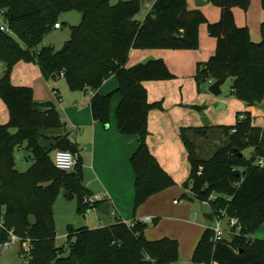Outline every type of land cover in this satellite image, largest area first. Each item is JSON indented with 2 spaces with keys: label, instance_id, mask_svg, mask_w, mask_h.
Here are the masks:
<instances>
[{
  "label": "trees",
  "instance_id": "16d2710c",
  "mask_svg": "<svg viewBox=\"0 0 264 264\" xmlns=\"http://www.w3.org/2000/svg\"><path fill=\"white\" fill-rule=\"evenodd\" d=\"M220 8L217 22H208L199 9H188L186 0H154L142 20L135 18L140 0H0V11L9 32L0 28V99L8 110V121L0 124V244L11 234L28 243L27 264H174L179 259L178 241L168 237L148 240L146 224L135 220L89 228L68 227L64 247L55 244L53 204L61 189L74 198L78 213L99 207L103 201L88 202L90 190L84 183L79 158L72 171L54 165L56 150L78 152L77 144L65 131V122L51 101L33 99L32 89L11 83L10 74L18 61L35 63L46 80L60 73L72 91L89 88L91 115L102 124L109 122V105L114 93L121 100L116 108L117 130L137 136L138 145L130 157L133 169V210L148 197L175 184L147 145V121L151 109L161 101L149 102L142 85L146 80L174 77L165 62L152 58L126 66L129 50L196 49L199 26L216 39L213 55L197 65V85L205 80L232 77L233 95L256 105L264 99V22L261 40L253 42L247 27L235 24L232 8L246 10L250 0H207ZM264 10V0H260ZM81 13L71 25V38L63 50L37 48L43 35L69 10ZM61 25V24H60ZM115 75L118 86L107 94L97 92L103 81ZM240 114L244 115L240 119ZM250 112H238L233 124L220 126L227 142L208 159L197 158L195 144L185 131L205 133L206 128L182 127L180 137L190 162L183 186L199 201H209L213 216L219 209L235 216L238 235L213 240L206 228L193 251L191 261L204 264H264V239L251 235L264 224V166L254 161L264 157V125L251 124ZM25 144L31 164L24 171L15 167L14 151ZM251 147L247 158L243 150ZM240 153H242L240 155Z\"/></svg>",
  "mask_w": 264,
  "mask_h": 264
},
{
  "label": "crops",
  "instance_id": "0c3cea01",
  "mask_svg": "<svg viewBox=\"0 0 264 264\" xmlns=\"http://www.w3.org/2000/svg\"><path fill=\"white\" fill-rule=\"evenodd\" d=\"M153 1L147 4L138 20L145 17ZM186 3L188 9L201 10L208 22L219 20L220 8L208 1L201 6H197L195 0H186ZM232 12L235 24L238 27H247L250 39L259 42L260 24L264 22V10L260 0H250L246 10L233 7ZM215 48L216 39L208 34L207 25L203 23L199 26V46L196 49L132 48L129 50L126 66L143 62L149 57L160 58L174 75L172 81L146 80L142 85L147 91L149 102H162L161 109L154 108L148 113L147 145L175 184L148 197L135 211L133 210L135 175L130 157L138 145V140L136 135L122 134L117 130L116 108L121 100L120 94H113L109 105V122L102 124L94 120L91 115L90 98L93 93L89 88H86L85 93L83 90L72 91L61 75L55 78L54 82H50L42 76L38 66L31 62L21 60L13 66L10 74L13 85L30 87L35 101L54 103L65 122L66 133L79 148L78 154L85 185L92 196L100 195L104 202H110V211L107 215L102 214L97 207L89 209L90 213L87 215L89 220L85 221L88 226H84L95 228L118 220L130 224L135 220L142 222L144 218L149 217L150 219L144 222L147 225L144 230L146 239L158 240L168 237L178 241L179 259L174 264H204L194 263L191 258L203 231L213 227L214 216L213 225H210V220L204 215L212 213L211 209L201 216L198 199L191 194L189 188L183 186L185 171L190 165L183 164V157L178 161L172 145L177 139L182 141L181 137L180 139L177 137L178 128L198 127L196 124L199 116L193 110L189 112L186 107L183 109L182 107L195 102L194 74L197 65L206 62L215 52ZM117 86V77L111 75L103 81L97 92L107 94ZM260 103L264 104V99ZM247 106V111L252 112L255 105L247 104ZM8 118L7 107L0 99V124L6 123ZM188 122H193L194 125H190L191 123L187 126L182 125ZM185 150L184 157L188 158L187 149ZM177 197H180V200L177 201ZM70 224L68 227L75 226L73 223Z\"/></svg>",
  "mask_w": 264,
  "mask_h": 264
},
{
  "label": "rangeland",
  "instance_id": "374dc122",
  "mask_svg": "<svg viewBox=\"0 0 264 264\" xmlns=\"http://www.w3.org/2000/svg\"><path fill=\"white\" fill-rule=\"evenodd\" d=\"M116 0H111L114 3ZM151 0H140L141 8L140 11L135 15V18L141 16L147 4ZM81 13L77 10H69L63 12L58 19L61 24L60 28L52 27L50 31L46 32L41 42L38 44L37 48L40 49L42 46H51L55 50H60L63 45L71 38V25H77L81 20ZM139 19V18H138ZM32 63V62H31ZM36 65L35 63H33ZM37 66V65H36ZM4 62L0 61V76L3 74ZM171 81L173 79H170ZM169 81V80H168ZM170 81V82H171ZM50 82H54V79H50ZM195 82V81H194ZM213 82V81H212ZM210 80H205L197 88L195 82V99L193 104L187 106L183 105L182 109L190 112V110L199 116L197 121V126H203V119L206 118L209 121V125L206 126L205 133H196L192 129L185 131L186 136L195 144L196 156L201 159H208L216 148L224 145L227 142V137L223 133L220 126L233 124L236 120V115L238 112H247L248 106L244 101L236 98L232 93V83L233 78L227 77L225 82L220 86L221 93L219 95H214L209 91V86L212 83ZM170 95V92H168ZM162 103V102H161ZM222 104V105H220ZM6 106V105H5ZM264 104L258 103L254 106L252 112H250L251 124L256 127H263L264 125ZM191 117L193 113L191 112ZM183 116V115H182ZM191 123V124H190ZM193 122H188V124H182L183 126L194 125ZM180 128L177 129V137L180 139ZM156 131H153L155 133ZM177 143V144H176ZM173 148L177 153L178 161L182 159L183 164L187 166L190 165L188 158L184 157L186 154V148L182 141H173ZM251 147L243 150L245 157H249L251 153ZM31 154L25 148V144L17 147L14 151L15 167L19 171L26 170L31 164ZM176 157V156H175ZM177 160V158H176ZM190 172V166L188 170L185 171V180ZM84 183H86L84 181ZM65 190L61 189L59 195L57 196L53 204V214L54 223L56 229V239L55 244L57 247H64L66 243V233L68 230V225L73 223L75 228L82 227L84 225L88 226L86 219L90 212L78 213L76 210V201L74 198H67L64 195ZM217 195H213V198ZM180 197H177V201ZM199 207H201V216L203 213L210 211V202H203L197 200ZM89 220V218L87 219ZM225 221V220H224ZM210 225H213L212 221H209ZM80 225V226H79ZM78 226V227H76ZM92 227V226H91ZM252 238H262L264 239V224L261 225L252 235ZM28 245L24 242L21 243L19 239L13 242L9 247L0 252V264H23L24 254L26 253Z\"/></svg>",
  "mask_w": 264,
  "mask_h": 264
},
{
  "label": "built area",
  "instance_id": "2783aa9c",
  "mask_svg": "<svg viewBox=\"0 0 264 264\" xmlns=\"http://www.w3.org/2000/svg\"><path fill=\"white\" fill-rule=\"evenodd\" d=\"M59 27H61L60 23H56L54 25V28L56 29ZM0 28L6 32H9V29L3 19L2 11H0ZM60 75L62 76L63 74L60 73ZM239 118L243 119L244 115L240 114ZM263 118H264V113H263ZM53 160H54V165L58 169H61L64 171H72L79 164V154L78 152H72L70 150L59 149L54 152ZM254 163L258 166H264V157L256 159ZM212 198L213 196H210L209 201ZM85 200L92 203L95 201L97 202L103 201L104 199L100 195H94V196L91 195ZM205 202H208V201H205ZM219 214L220 215L217 217L214 216V225L211 228L213 230V240L216 242V241H220V240H223L229 237H233L234 235H238L240 232V228H241L238 218L235 216H227L226 210L224 209H219ZM148 219L150 218L146 217L142 220V222H146V220ZM0 226H2L1 218H0ZM17 239L19 238L16 235L11 234L10 239L7 242L0 244V252L6 249L7 247H9ZM25 244L28 245V243L26 242ZM23 257H24L23 264H27L28 260L30 259L29 245Z\"/></svg>",
  "mask_w": 264,
  "mask_h": 264
},
{
  "label": "water",
  "instance_id": "95a60500",
  "mask_svg": "<svg viewBox=\"0 0 264 264\" xmlns=\"http://www.w3.org/2000/svg\"><path fill=\"white\" fill-rule=\"evenodd\" d=\"M207 1L205 0H195V3L197 6H201L203 5L204 3H206ZM66 47V44L63 45V47L60 49V50H63L65 49ZM151 58H145L143 60V62H147L148 60H150ZM227 76L223 77V78H220V79H217V80H214L210 86H209V91L214 94V95H219L221 93V89H220V86L225 82ZM83 92L85 93L86 92V88L83 90ZM209 125V121L204 118L203 119V127H206ZM242 153H240L241 155ZM98 210L102 213V214H109V211H110V202L109 201H105L103 202L102 204L99 205L98 207ZM205 218H207L208 220L212 221L213 220V215L212 213H208V214H205L204 215Z\"/></svg>",
  "mask_w": 264,
  "mask_h": 264
}]
</instances>
